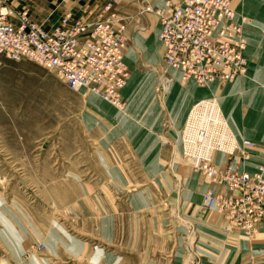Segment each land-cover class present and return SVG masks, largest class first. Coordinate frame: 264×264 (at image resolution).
<instances>
[{"label":"rangeland","instance_id":"374dc122","mask_svg":"<svg viewBox=\"0 0 264 264\" xmlns=\"http://www.w3.org/2000/svg\"><path fill=\"white\" fill-rule=\"evenodd\" d=\"M250 1L232 0L247 23L246 69L210 84L211 96L200 90L210 85L159 88L162 48L154 37L148 44L143 29L127 45L132 68L123 108L70 90L36 61L1 59L0 264H39L45 254L49 264H264V229L247 235L201 206L207 180L181 143L187 111H208L210 103L237 137L255 143L258 154L246 165L264 162V141L250 137L237 116L264 113V0L256 11ZM102 162L121 170L103 171ZM25 203L36 222H46L45 235L33 233ZM55 244L57 257L45 251Z\"/></svg>","mask_w":264,"mask_h":264},{"label":"built area","instance_id":"2783aa9c","mask_svg":"<svg viewBox=\"0 0 264 264\" xmlns=\"http://www.w3.org/2000/svg\"><path fill=\"white\" fill-rule=\"evenodd\" d=\"M6 1L0 0V64L2 58L36 61L55 73L70 90L99 95L113 105L123 104L122 89L129 76L127 26L135 19L132 29H144L137 19L147 14H154L157 21L163 78L171 80V72L176 71L182 82L219 85L233 81L246 69V21L237 15L232 0H167L161 4L138 0L137 12L128 16H123L120 9L129 0H109L92 21L67 12L50 29L33 20L27 10L13 11ZM210 109L209 103L207 113L212 117L196 132L204 141L209 138V142L194 145L183 132L182 151L186 155L193 148V155H189L194 162L187 159L207 180L203 204L251 235L264 226V165L252 173L240 170L247 148L255 144L248 138L241 139L243 147L226 142L229 134ZM203 116L195 114L196 120ZM188 120L185 128L191 126ZM223 153L231 161L216 164L215 154Z\"/></svg>","mask_w":264,"mask_h":264},{"label":"crops","instance_id":"0c3cea01","mask_svg":"<svg viewBox=\"0 0 264 264\" xmlns=\"http://www.w3.org/2000/svg\"><path fill=\"white\" fill-rule=\"evenodd\" d=\"M109 0H7L6 5L12 9L15 12L22 11V10H27L29 15L32 17L33 20L36 22L40 23L42 26H44L46 29H50L54 27L61 16L64 13L71 12L73 17L75 18H80L84 21H92L96 18L97 14L101 10L104 4H106ZM167 0H151L152 3L156 4H161L166 2ZM174 2V0H171ZM139 7V1L138 0H129L125 3L122 4L120 13L123 16H128V15H133L137 12ZM137 20L140 21V23L143 24L145 33H148V37L145 39H148V44L151 41V39L154 37L156 40V31H157V21L155 16L151 14L144 15L143 17L138 18ZM135 21L133 19L132 22H130L127 26L126 29V35H127V45H129L130 42L134 43V36L138 34L136 31L132 29V23ZM157 41V40H156ZM146 41H144L145 43ZM158 42V41H157ZM131 49V46H127V61L129 63L130 69L132 68V61H131V55L128 54V50ZM133 52V51H132ZM246 55V53H245ZM145 56H147V53H145ZM161 60V59H160ZM182 89V88H181ZM200 90H203L201 88ZM123 97L125 100L128 98V90L123 92ZM156 130L158 127H161L160 123H157L156 125ZM102 154V153H101ZM103 155V154H102ZM102 170L103 171H113V172H118L121 170V168H116L114 165H111L109 162H102ZM20 209L23 212V215H26L28 218L27 220L29 221L28 224L31 225L30 227L32 228L33 233L39 237L45 235V230H46V222H39L34 219L32 216L34 211L33 207L29 204H19ZM62 202H59L54 205V210L52 212V215L54 218H56V212H61L62 210ZM18 210L19 208L16 207ZM45 207H43L44 209ZM57 208V210H56ZM44 211V210H43ZM33 212V213H32ZM46 213L44 212V215ZM35 215V214H34ZM38 215H40V211H38ZM46 218H48L49 215H45ZM32 221V223L30 222ZM43 223V224H42ZM35 227L36 229H33ZM58 237L59 234H58ZM57 237V238H58ZM41 241V240H40ZM27 242V241H26ZM25 243V241H24ZM66 245V244H64ZM17 246V245H16ZM70 247L71 250H74L76 248L75 246L72 247V245H66ZM60 246L58 244L53 245L52 248L49 247V249L46 247L45 251H50L54 253L53 257L60 256ZM12 250V249H11ZM21 250V249H20ZM19 251V247H16V252ZM75 251V250H74ZM21 253L18 256L22 257V255H26L24 251H20ZM35 252H38L35 249ZM45 254V253H44ZM44 257H37L38 263L39 264H49L52 258L50 255H43ZM49 256V257H48ZM16 257V256H15ZM29 255H26V258L28 259ZM6 261L9 262V259L6 258ZM10 263V262H9Z\"/></svg>","mask_w":264,"mask_h":264},{"label":"bare ground","instance_id":"6f19581e","mask_svg":"<svg viewBox=\"0 0 264 264\" xmlns=\"http://www.w3.org/2000/svg\"><path fill=\"white\" fill-rule=\"evenodd\" d=\"M258 4L259 3L257 2V0L250 1L249 8L250 9H253L254 11H256V9L258 7ZM235 11L237 12V15L240 16V14L236 10V8H235ZM246 31H247V23H245L244 28H243V35H244V37L246 39V45H245V48L244 49H245V53L247 54L248 38L246 36V33H247ZM158 45L159 44H155L154 43L151 46L150 50L151 51L152 50H157L159 48ZM126 59H127V56H126ZM245 59H246V63H247V57H246V55H245ZM128 65H129V63H128ZM163 68H164V72H165V67H163ZM164 72H163V77L165 76L164 75ZM171 73L173 75V77H172L171 80H168V79H165V78L162 77L163 81H161V82L158 81V85H159L158 87L161 88L164 91L167 90L166 88H169L172 85L174 86L176 84V82H179L182 85H187V84L194 83L193 81L182 82L180 80L179 75H178V73L176 71H172ZM128 79H129V76H128ZM128 79H127L126 84L124 85V87L122 89L123 104L121 106L114 105V106H116L118 108H123L125 106V98L123 97V92H124V89H125V87L127 85ZM212 83H215V82H210L206 86H200V87H207V86H209ZM225 83H228V82H225ZM214 90H215V86L214 85L213 86L210 85L208 88H205V89L202 90L203 92H205L202 96H204V97H205V95L211 96V94H212V92ZM88 94L97 96L103 102H106V103H108L110 105H113V104H111L110 102H108L106 99L102 98L99 95H96V94H93V93H88ZM202 108H203L202 106L196 105V106L192 107L190 110L187 111V113L185 115V118L183 120L182 126H181V137H183V134L182 133L183 132H186L187 133L186 137L189 138V142H191L194 145L197 142H199V144H200V142H202L204 144V146H205L207 144V142H209V138H207L204 141L202 139V136H198L196 134V132L199 131L200 129L204 128L206 126V122H207L208 118L209 117H212V116H210L209 113H207V110H205V109L203 110ZM211 112L213 113V117H215L216 119H218L219 124H224V126H225V129H226V131L229 134V137L227 138V141L226 142H229V143H232V144L235 143L236 145L239 144L240 147H243L242 146V140L241 139L248 138V137H242V138L237 137V135L232 131L231 126L228 124L227 119L222 114L218 113L217 111H211ZM195 114H200V115H204V116L202 118H200V120H196ZM236 114H237V112H236ZM187 116H189V120L187 118V120L189 122L188 125H191V126H188V127L185 128V125H186L185 122L187 123V120H186V117ZM237 116H238L239 126L241 128H243L244 131L247 134H249L250 137L256 138L257 140H260V141H264V113H261L258 110L257 111L256 110H253V111L248 112L242 118L239 116V114H237ZM198 138H199V140H198ZM248 139H250V138H248ZM199 144H198V147L200 149V145ZM227 147H229V144H228ZM192 149L188 150V152L185 151V152H187L186 155H188L189 157H190V155H193L191 153V152H194V151H192ZM204 149L206 150L205 147H204ZM247 151H248V154H247V156L245 158V161L244 162L241 161V163H240V170H242L244 173H252V172H255L257 169L260 170V165H264V162L259 163L256 167H248L246 165L247 161L250 160L253 157V155H255L257 153L256 152V145L247 148ZM224 154L225 153H223V155L222 154H215L214 160H215V163L216 164L225 165V164H227L228 162L231 161V159L230 160H227V161H224V157L226 156ZM235 162H236V164H239L237 161H235ZM195 171L198 172L201 175V173L199 171H197V170H195ZM207 186H208V184H207ZM207 186H206L204 192L202 193L201 206L204 207V208H207V209H213V210L217 211L216 209L207 207V206H205L203 204V195H204L205 191H207V189H208ZM189 196H190L191 199H197L198 198L194 193H190ZM217 212L220 213V215H222L221 212H219V211H217ZM222 217H224V216L222 215ZM260 229H264V226H259L254 233H256L257 231H259ZM254 233H252L251 235H253Z\"/></svg>","mask_w":264,"mask_h":264}]
</instances>
